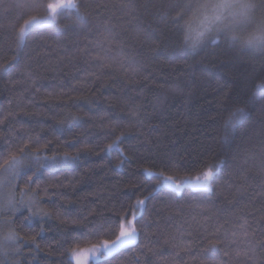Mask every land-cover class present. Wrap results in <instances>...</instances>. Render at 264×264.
Segmentation results:
<instances>
[{
    "label": "trees",
    "instance_id": "16d2710c",
    "mask_svg": "<svg viewBox=\"0 0 264 264\" xmlns=\"http://www.w3.org/2000/svg\"><path fill=\"white\" fill-rule=\"evenodd\" d=\"M52 2L4 0L24 7L0 14V168L23 143L73 162L19 174L14 192L34 203L4 218L21 242L0 261L73 264L147 197L136 241L90 264H264V50L225 32L190 47L203 0H73L86 23L58 9L19 43ZM212 166L211 191L159 186Z\"/></svg>",
    "mask_w": 264,
    "mask_h": 264
},
{
    "label": "snow or ice",
    "instance_id": "6c2138e0",
    "mask_svg": "<svg viewBox=\"0 0 264 264\" xmlns=\"http://www.w3.org/2000/svg\"><path fill=\"white\" fill-rule=\"evenodd\" d=\"M28 7L36 8L39 4L33 2L27 5ZM11 7H24L19 3L14 5H5L4 0H0V14L7 13ZM75 9L77 13V18L82 22L86 23V18L79 13V8L73 2V0H67V3H62L59 5H48V10H50L53 15L51 17H38L32 16L30 19L24 21V25L19 29L18 32V42L23 43L27 31H30L34 27H39L41 25H51L55 22V14H57V9ZM259 10V15L257 14ZM197 11L200 13L203 21V29L197 35V38L191 42L189 45L193 49L199 44L200 39L206 34L218 35L221 32L229 34L230 41L233 43H239L241 46L250 48L253 50H264V0L258 4L256 0H203L202 3L197 5ZM245 34H241V33ZM189 37L186 35L185 41L188 42ZM114 62L109 57L102 58V63L108 64ZM9 69L5 68L3 71L7 72ZM257 93L264 97V81L256 85ZM244 109L237 108L232 112L224 122L225 128H234L237 122L243 117ZM135 116V113H133ZM120 138L117 137L116 141L109 144L108 149L113 148L118 145ZM28 144L23 143L22 146H18V152L12 153L10 159L5 160L4 164L7 166L4 170L10 172L15 179L16 169L21 163L23 155H26L25 150ZM65 159H68L67 154H65ZM219 166L208 167L201 174L197 175L194 181L191 182L193 189L211 191V185L216 177V172ZM149 175H153L148 170H145ZM163 176V173L160 174ZM31 179V178H29ZM5 183L4 180H0V186ZM160 183L180 192L184 186L185 181H179L173 179L171 176H163ZM145 199H138L136 201V207L142 208L145 204ZM26 202L23 199V194L21 196L20 204L24 205ZM34 201H27L29 206V211H31V205ZM0 209H9L12 211L17 210V204L14 193H2L0 192ZM137 219L136 214H132V219L127 220V227L125 226V221L121 220L119 222V235L115 237L114 240L104 241L102 248L106 255H112L118 252L120 249L126 247L130 243H133L137 237V228L133 221ZM5 223H13V221H5ZM236 234L233 233V236ZM21 238L14 231H9V233L4 236L3 240H0V255L6 256L8 254L9 247H14L16 251L19 250V244ZM99 248L92 250V254L99 251ZM237 255H240L238 252ZM247 255V253H245ZM73 258L76 260V264H84L81 257L76 253L73 254ZM3 264V261H0Z\"/></svg>",
    "mask_w": 264,
    "mask_h": 264
},
{
    "label": "rangeland",
    "instance_id": "374dc122",
    "mask_svg": "<svg viewBox=\"0 0 264 264\" xmlns=\"http://www.w3.org/2000/svg\"><path fill=\"white\" fill-rule=\"evenodd\" d=\"M62 3H67V0H53L52 5H59ZM58 9H60V8H58ZM52 15H53V13L50 12L48 17H51ZM202 29H203V21H202V17L200 16V18L197 20V22L195 24V28L193 29V31L196 34H198L200 31H202ZM67 156H68V159L66 160L65 155H50V156H48V155H44V154H39L37 152L26 153V155H23L21 163L18 166V168L16 169L15 179H13L12 173L6 172L4 170L7 167L6 165H3L0 168V180L5 181V183L2 186H0V192H2V193H14L15 199H16V204H17V210H15V211H12L9 209H0V240H3L4 236H6L9 233V231H12L11 228L7 227V224L3 221L4 218L10 214L16 213L21 208L22 209L23 208L29 209L27 201H29V200L33 201L32 197L23 194V199L26 203L24 205L20 204L22 194L17 196L16 193L14 192V188H15L16 181H17L19 174H21L23 171H25L27 169L34 168V167L56 169V168L63 167V166H69L72 164L73 159H71L72 158L71 156H69V155H67ZM149 172H151V171H149ZM145 173H146V175H149L146 171H145ZM163 176H167V175H163ZM163 176H160V178H159V186H165V185L160 183V180L163 179ZM196 176H184L181 178L173 177V179L176 180L177 182L185 181L184 187H188L190 189H193V187L191 186V182L194 181ZM168 188H170V187H168ZM193 190H197V189H193ZM140 209L141 208L133 209L131 214L126 219H124L126 227H127L126 221L132 219L133 213H135L137 216L138 213L140 212ZM3 229H4V231H3ZM114 239H112V240H114ZM136 239H137V237H136ZM103 243H104V241L99 243V244L93 245V246H88V247H84V248L74 250L70 254V259L72 260L73 264H76V260L73 258V254L76 253L77 255H79L81 257L84 264H90L93 261H96V260H98L104 256H107L105 254V252L103 251V248H102ZM10 248L11 247H9V249ZM95 248H99L100 250L95 252V254L93 255L92 250ZM9 249H8V251H9Z\"/></svg>",
    "mask_w": 264,
    "mask_h": 264
}]
</instances>
